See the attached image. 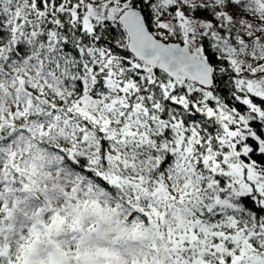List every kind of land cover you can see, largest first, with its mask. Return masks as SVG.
Returning a JSON list of instances; mask_svg holds the SVG:
<instances>
[{"label": "snow or ice", "instance_id": "6c2138e0", "mask_svg": "<svg viewBox=\"0 0 264 264\" xmlns=\"http://www.w3.org/2000/svg\"><path fill=\"white\" fill-rule=\"evenodd\" d=\"M0 264H264V0H0Z\"/></svg>", "mask_w": 264, "mask_h": 264}]
</instances>
